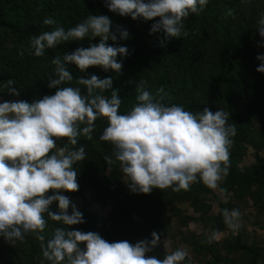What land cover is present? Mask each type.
Here are the masks:
<instances>
[{
  "label": "clouds",
  "instance_id": "clouds-1",
  "mask_svg": "<svg viewBox=\"0 0 264 264\" xmlns=\"http://www.w3.org/2000/svg\"><path fill=\"white\" fill-rule=\"evenodd\" d=\"M105 3L110 11L133 19L147 21L159 17L150 33L163 31L161 44H164L187 35L183 31L184 20L202 11L209 0H105ZM231 14L229 9L228 15ZM43 23L53 25L56 21L48 17ZM111 25L107 15H90L67 30L57 26L32 37L27 50L36 56L63 42L86 36L101 39L98 44L78 47L62 59H53L56 78L49 79V87L59 86L55 94L32 102H0V236L9 243L23 240L29 232L42 233L47 224L45 212L52 220L68 226L85 222L83 213L62 194L79 190L78 172L73 165L85 159V148L56 149V140L66 137L71 145H76L81 135L90 139L100 117H106L109 122L100 139L114 145L115 158L129 177L127 185L133 192L147 194L153 188L168 187L174 191L188 190L198 180L216 189L218 182L229 174L230 147L237 130L227 123V112L221 109L213 112L204 107L202 112L193 113L183 105H165L141 87L136 97L138 103L127 113H121L122 101L113 88L112 78L101 79L95 74L89 78L81 76L76 81L86 87L84 93L80 87H60L73 81L67 67L69 62L81 72L89 66H100L105 71L120 73L123 61L117 57L127 56L128 48L108 44L109 40H117ZM258 25L257 31L264 38V16ZM118 31L120 39H128L127 29L118 28ZM261 43L264 46V41ZM23 54L22 49L20 55ZM257 59L261 63L256 70L264 73V54H258ZM13 83L8 80V85ZM108 89L113 90L110 98L100 94ZM9 91L19 95L15 87ZM106 159L112 163L111 157ZM54 201H58L59 213L50 210ZM223 214L226 224L238 227L239 209H224ZM38 238L45 239L43 235ZM159 239L153 232L151 240L143 239L135 244L127 240L109 242L98 232L56 227L53 236L41 247L43 257L50 264H63L65 260L67 264H186V260L190 261L188 251L183 248L162 259L146 256ZM81 242L85 245L83 249Z\"/></svg>",
  "mask_w": 264,
  "mask_h": 264
},
{
  "label": "trees",
  "instance_id": "trees-1",
  "mask_svg": "<svg viewBox=\"0 0 264 264\" xmlns=\"http://www.w3.org/2000/svg\"><path fill=\"white\" fill-rule=\"evenodd\" d=\"M219 2L220 0H209L202 11L192 13L184 20L183 31L187 35L172 38L161 44L163 31L150 33L152 24L159 17L146 21L143 18L133 19L130 15L122 16L110 11L105 0H0V98L2 102L15 100L32 102L45 95L55 94L59 86L49 87V79L56 78V65L53 64V59L55 57L62 59L64 54H70L78 47L87 48L92 44H98L101 38L86 36L82 40L63 42L55 48L46 49L44 55L36 56L29 54L27 50L32 37L44 31H52L57 26L67 30L83 22L90 15H107L112 20L111 30L117 35V40H109L108 44L128 48L127 56L117 57L118 61H123L122 70L116 73L111 69L105 71L100 66H89L86 71L81 72L76 65L69 62L67 67L73 74V81L66 82L60 87H80L84 93L86 87L76 82L81 76L89 78L95 74L101 79L111 77L113 88L117 90L122 101L119 109L121 113H127L138 103L136 97L141 87L149 91L154 98L162 100L165 105H183L186 110L193 113L202 112L204 107L215 112L221 107L229 114L232 125L237 130L230 147V170L226 177L228 182L231 185L264 186L263 159H259L255 165L245 170L239 167L250 130L239 111L237 90L246 80L251 82L252 90L258 89L256 82L258 74L252 66L244 63L243 52L239 47L241 41L238 36L244 31L248 18L239 11L241 0H226L225 4L229 3L232 14L227 13L225 18L221 13V16H218V13L213 16L215 18L218 16L214 21L215 36L221 44L218 45V49L208 51L205 43L209 31L204 29V25L212 17V12ZM48 17L53 18L56 23L45 25L43 20ZM118 28L128 30V39L119 38ZM22 49L24 54L20 55ZM9 79L14 81L12 85H8ZM10 87L18 89L19 95L12 94L9 91ZM160 89H163V92H160ZM112 91L108 89L100 94L110 98ZM108 123L106 117L98 118L90 133L91 138L81 135L76 145H71L66 137L56 140L59 147L85 148V159L73 165L78 172L79 190L71 191V194L84 197L88 188L101 185L103 183L101 174L108 163L106 158L111 157V175L107 178L105 191L110 196H117L113 209L114 223L109 227L105 220L97 218L90 212H83V217L88 225L109 242L129 238L151 240L153 232L159 235L158 225L153 227L145 223H134L131 216L137 211L135 197L129 195L132 201L130 205L120 199L121 177L127 175L123 172L120 162L116 160L110 142L100 139ZM84 126L80 125L81 128ZM155 190L165 193L178 192L174 191L173 187L153 188L152 191ZM208 190L209 188L198 180L193 182L188 190L180 191L190 193ZM51 194L52 190H49L48 195ZM67 196L71 199L70 195ZM50 210L59 213L58 201L50 205ZM43 215L47 221L45 230L39 234L26 233L23 240L16 242L17 250L9 248L4 252L0 249V264H38L41 245H46L47 240L53 236L54 223H60L52 220L47 212ZM223 216L222 211L220 218ZM228 228L224 224L220 226L221 230ZM38 235H43L44 241H41ZM236 244L251 255L247 264H259L261 252L258 248L241 246L238 235ZM198 249L205 254L213 255L216 259L219 257L218 250L207 241ZM148 254L159 259L164 257L158 244Z\"/></svg>",
  "mask_w": 264,
  "mask_h": 264
},
{
  "label": "rangeland",
  "instance_id": "rangeland-1",
  "mask_svg": "<svg viewBox=\"0 0 264 264\" xmlns=\"http://www.w3.org/2000/svg\"><path fill=\"white\" fill-rule=\"evenodd\" d=\"M225 1L220 0L215 11L212 12V17L205 22L204 29L209 31L205 43L208 51L218 49V45L221 44V41H218L215 36L214 21L218 16L226 17L230 5L228 2L225 4ZM239 11L248 18L244 31L238 36L241 41L239 47L243 52V61L252 66L258 74L256 78L258 89L256 91L252 90L251 82L247 80L239 85L237 90L239 111L245 125L250 130L249 139L244 144L243 156L239 162V167L245 170L255 165L259 159L264 160V73L256 70L261 63L257 59V55L264 54V46L261 43L264 38L257 31L258 21L261 16H264V0H241ZM217 13V18L213 17ZM0 102H2L1 98ZM227 123L232 125V120L229 118ZM111 146L114 150V145L111 144ZM59 148L56 145V149ZM106 166L101 174L103 183L88 188L84 197L72 195L71 191L63 193L71 196V202L80 212H90L97 218L105 220L110 227L115 220L113 209L117 202V196H110L105 191L107 178L111 175V165L107 163ZM129 183L130 179L127 176L121 177L120 199L130 205L132 201L129 199V195L135 197L137 211L131 216L134 223H145L153 227L158 225L160 237L158 246L164 255L183 248L188 251L190 257V261L186 260V264H247L251 255L236 244L238 235L241 246H253L260 250L259 264H264L263 185H231L227 178H224L218 182L216 189L208 187L207 192L165 193L155 190L145 194L133 192L127 185ZM222 205L224 209H239L241 216L238 227H230L225 223L224 216L220 218L223 211ZM68 211L71 214V206ZM222 224L229 228L221 230ZM56 227L82 232H97L87 224L86 219L84 223L71 226L62 224V222L54 223V231ZM126 240L135 244L141 239L129 238ZM205 241L218 250L219 257L217 259L198 249ZM16 242L9 243L0 236V249L4 252L9 248L17 250ZM84 246V243L81 242L80 247L83 249ZM42 251L41 248L38 264H50V261L43 257ZM146 256L149 254L146 253ZM63 264H67V260Z\"/></svg>",
  "mask_w": 264,
  "mask_h": 264
}]
</instances>
